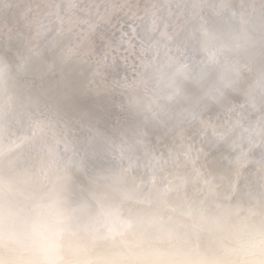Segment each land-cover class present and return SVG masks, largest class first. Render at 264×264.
Instances as JSON below:
<instances>
[{"label": "clouds", "instance_id": "1", "mask_svg": "<svg viewBox=\"0 0 264 264\" xmlns=\"http://www.w3.org/2000/svg\"><path fill=\"white\" fill-rule=\"evenodd\" d=\"M154 6H159L156 27L146 15ZM205 7L212 12L210 20L201 14ZM75 12L82 23L58 40L55 54L45 53L49 62L72 48L73 67L63 74L74 83L89 79L97 65H107L112 68L107 81L124 85L110 89L111 104L126 106L129 95L142 101L156 97L178 113L189 99L204 93L200 86L183 97L174 95L180 79L174 76L177 64L196 62L201 24L225 36L242 31L245 21L249 26L264 21V0H78ZM176 25L182 26L181 39L165 40L161 33ZM121 32L127 43L113 52L110 42ZM21 54L20 44L0 42V178L16 185L15 191L0 193V206L17 212L11 222L0 218V264H264V213H252L249 205L222 210L201 199L189 183L171 180L165 170L150 172L146 185L101 183L92 189L84 174H69L67 183L51 173L45 178L39 158L47 138L20 140L29 132L28 115L58 102L55 84L61 70L42 80L31 68L18 67ZM233 95L237 92L225 89L219 101H208L209 115L225 124L238 119L245 127L264 120V102L235 112ZM148 119L139 109L126 112L128 128L142 127ZM149 131V142L161 135L155 124ZM192 136L199 140L196 132ZM231 139L216 149L219 163ZM170 142V137L158 141L160 146ZM97 152L87 164L89 175L122 163L104 155L100 145ZM67 155L61 150L62 159ZM90 191L103 197L109 215H98ZM85 200L88 208L81 210ZM52 201L58 208L41 207ZM53 246L59 249L58 260L45 256Z\"/></svg>", "mask_w": 264, "mask_h": 264}, {"label": "snow or ice", "instance_id": "2", "mask_svg": "<svg viewBox=\"0 0 264 264\" xmlns=\"http://www.w3.org/2000/svg\"><path fill=\"white\" fill-rule=\"evenodd\" d=\"M77 3L78 0H0V42L21 45L23 54L18 57V67L31 68L42 80L61 70L55 84L58 102L43 110L36 107L35 115H28V135L20 140L23 143L47 138L39 158L42 175L47 178L51 173L57 181L67 183L69 174H84L92 189L101 183L146 185L151 179L149 173L162 169L171 174V180L189 183L201 199L222 210H229L226 205L232 211L249 205L252 213H264V120L245 127L238 119H229L225 124L208 113V101H219L225 89L237 92L230 97L235 112H247L264 102V21L252 26L245 21L242 31L227 36L201 24L196 62L177 64L174 76L180 79L175 81L174 95L183 97L188 89L200 86L204 93L189 99L180 112L171 113L170 105L156 97L142 101L129 95L128 105L111 104L110 89L124 85L107 81L106 73H112L107 65H97L89 79L74 83L63 74L66 68L73 67L72 48L64 49L49 62L45 53L51 50L55 54L58 40L82 23L75 12ZM158 7L146 9L153 27L157 25ZM201 14L206 20L212 18L207 7ZM182 31V26L176 25L161 36L176 43ZM118 35L119 39L113 38L109 45L113 52L127 43L125 33ZM188 79L191 85L184 83ZM134 108L147 113L149 119L142 127L128 128L126 112ZM152 124L161 135L149 142ZM169 137L171 142L160 146L158 141L163 143ZM228 137L232 138L231 144L222 156L223 163H219L214 158L216 149L222 148ZM98 145L104 155L122 163L89 175L87 164L97 158ZM61 150L68 154L67 158H61ZM15 188L13 182L0 178V193H11ZM90 199L95 201L99 216L109 215L100 194L90 191ZM88 203L83 201L80 209L86 210ZM41 207L55 209L58 204L52 201ZM16 215L15 209L0 206V218L11 222ZM59 255L55 246L45 253L51 260H58Z\"/></svg>", "mask_w": 264, "mask_h": 264}]
</instances>
